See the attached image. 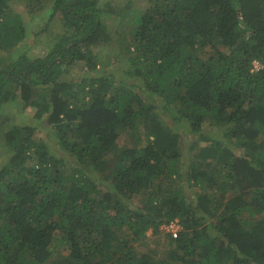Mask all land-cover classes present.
<instances>
[{
	"label": "trees",
	"instance_id": "1",
	"mask_svg": "<svg viewBox=\"0 0 264 264\" xmlns=\"http://www.w3.org/2000/svg\"><path fill=\"white\" fill-rule=\"evenodd\" d=\"M12 1L0 0L9 55L25 34ZM25 1L51 6L47 24L61 34L44 55L0 56V103L18 98L44 115L55 147L31 122L0 137L11 150L0 264H264V0H149L131 14L98 0ZM112 17L128 33L110 29ZM116 37L124 76L141 85L96 70L108 59L92 48ZM77 63L74 79L65 72ZM131 131L143 141L118 146ZM187 133L197 140L181 175ZM171 222L176 236H161ZM148 230L161 242L141 251Z\"/></svg>",
	"mask_w": 264,
	"mask_h": 264
},
{
	"label": "rangeland",
	"instance_id": "2",
	"mask_svg": "<svg viewBox=\"0 0 264 264\" xmlns=\"http://www.w3.org/2000/svg\"><path fill=\"white\" fill-rule=\"evenodd\" d=\"M104 2H110L112 5H117L115 7H124L125 13H130L138 11L141 8H145L148 6L149 0H98V5H102ZM128 2H130L128 4ZM127 4L128 6H126ZM51 14V6H45L41 9L36 8L32 4H29L25 0H13L11 2V15L17 16L23 24L24 28V38L20 43L13 46L12 50L13 52L11 55L8 54L6 51H0V56H5V61L8 62L11 60L12 56L14 57L16 55V52L18 49H21L23 52H25L29 57L34 58L37 56L44 55L47 53L53 46L54 42L58 40L61 31L57 29L58 22H51L47 24L49 21V16ZM58 18H56L57 20ZM107 24L109 25V28L114 30L116 28H119L120 31H122L121 35L128 33L129 26L131 25L129 22V25H127L126 19L122 22L116 17L112 18H106ZM47 24V26H46ZM131 27V26H130ZM117 37L112 40L111 44L107 45L105 47V51L99 49V48H92V52L96 55L99 54L98 58H100L101 62H105L107 60L106 68L99 63L97 66V69L99 72H102L103 70H107V72H117L120 75H122L126 79L128 83H131L135 86L141 85V83H138V81L135 78H131L130 76L125 77L124 74L126 72H129L131 70V67L126 60L125 55L120 53V44L126 43L125 39H122V41L117 42ZM254 65H258L257 62L253 63ZM85 71V67L83 66V63H77L76 65L70 66L68 71L66 70V74L69 75V77H73L74 79L78 78L80 76L81 72ZM143 90V89H141ZM2 122V123H1ZM31 122L34 125L37 126L33 136L37 140L43 138L46 139V141L49 142V147L53 149V146L55 147V136L54 133L51 131V128H44L43 123L45 122V116L42 117H36V110L32 107L29 108H23L22 102L16 98L12 101H4L0 103V137H2V134L4 131L11 126L14 125H21L24 123ZM41 125H43L41 127ZM208 131L209 128H206ZM209 132V131H208ZM141 136V135H140ZM185 153L182 158L181 163V175L186 173V153H187V147L191 143H194L197 140V136L192 133H187L185 136ZM118 146H138L143 140L138 139V134L135 131H131L128 133L120 132V135L116 139ZM200 142V144H202ZM11 155V150L6 147L3 144V141L0 140V166H3L8 163V160ZM69 166V165H68ZM183 173V174H182ZM182 182L184 187H186V183L184 180V176H181ZM180 183V181H178ZM187 188V187H186ZM199 190L197 188H191L187 190V196L192 197L194 199V202H196V193ZM143 196V195H142ZM141 195L134 194L133 196V202L137 203L142 198ZM161 236L165 234V230L162 228V225L160 226ZM164 230V231H163ZM156 238V237H155ZM160 239L152 237L151 230H148L146 232V238L141 242L140 244L137 243V249L141 251H145L150 245H155L158 243ZM149 245V246H148ZM157 250L160 253V256H163L164 254V247H158Z\"/></svg>",
	"mask_w": 264,
	"mask_h": 264
},
{
	"label": "built area",
	"instance_id": "3",
	"mask_svg": "<svg viewBox=\"0 0 264 264\" xmlns=\"http://www.w3.org/2000/svg\"><path fill=\"white\" fill-rule=\"evenodd\" d=\"M254 66H256V65H254ZM162 227H163V229H164L166 232H170V233H172L173 236H176L177 231H178V229H179V226H178L176 223H174V222H171V223H169V224H167V225H164V226H162Z\"/></svg>",
	"mask_w": 264,
	"mask_h": 264
}]
</instances>
